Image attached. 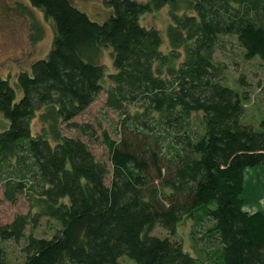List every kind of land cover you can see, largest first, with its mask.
<instances>
[{"label":"trees","instance_id":"16d2710c","mask_svg":"<svg viewBox=\"0 0 264 264\" xmlns=\"http://www.w3.org/2000/svg\"><path fill=\"white\" fill-rule=\"evenodd\" d=\"M27 1L56 36L46 59L15 82L0 78V188L30 206L0 225V264H14L12 245L22 246L19 264H264V212L247 211L243 198L249 168L264 181V120L246 121L247 96L225 83L217 59L235 45L260 60L264 94V0H103L101 21L71 0ZM163 8L167 52L142 23ZM240 83L249 86L244 75ZM104 92L115 138L76 121ZM96 141L111 165L94 154ZM185 220L190 251L174 239ZM158 227L170 235H154Z\"/></svg>","mask_w":264,"mask_h":264},{"label":"rangeland","instance_id":"374dc122","mask_svg":"<svg viewBox=\"0 0 264 264\" xmlns=\"http://www.w3.org/2000/svg\"><path fill=\"white\" fill-rule=\"evenodd\" d=\"M74 5L86 11L90 17L99 21L109 16V10L104 6L103 0H71ZM145 1V0H140ZM143 25L153 27L160 31L163 38V50H169L168 28L172 23L169 10L163 8L146 13L142 18ZM35 25H37L35 27ZM42 36L35 40L38 33ZM56 27L54 22L48 20L44 13L30 6L27 0H0V78H11L16 81L21 71L30 70L32 64L40 59H46L54 45ZM218 61L223 62L229 68L225 83L246 94V116L248 123H259L264 120V94L259 89V78L261 74L260 60L248 61L243 58L241 51L235 45H229L228 49L218 52ZM104 63L108 66V72H114L111 50H107L104 56ZM249 83L248 87L242 86L240 77ZM106 87L110 82L107 80ZM245 96V95H244ZM107 94L104 92L90 109L78 117L76 121L80 124H90L98 129V136L101 138L102 132L107 131L115 138V129L118 124V115L109 111L106 106ZM8 125V121L0 112V131ZM35 128H40L35 122ZM74 137H81L89 142V138L80 135L76 131L68 132ZM92 150L96 157L106 161L109 165V154L102 144V141L92 142ZM245 188L243 198L245 209L250 208V212H264V181L262 180L259 168H249L245 172ZM29 203L21 198L16 204L6 200L3 187L0 188V225H7L15 220L17 215L29 214ZM192 223L189 220L183 221L178 229L177 237L184 244L186 250L192 249L191 232ZM47 229L45 221L38 231V235H46ZM154 235L161 238L168 237L170 234L161 227L156 228ZM21 247L12 245V260L14 264L24 261L21 255ZM193 254V253H192ZM120 264H135V261L125 256L120 260Z\"/></svg>","mask_w":264,"mask_h":264},{"label":"crops","instance_id":"0c3cea01","mask_svg":"<svg viewBox=\"0 0 264 264\" xmlns=\"http://www.w3.org/2000/svg\"><path fill=\"white\" fill-rule=\"evenodd\" d=\"M246 208V207H245ZM250 210V208H247V211ZM250 212V211H249ZM255 212V211H254Z\"/></svg>","mask_w":264,"mask_h":264}]
</instances>
